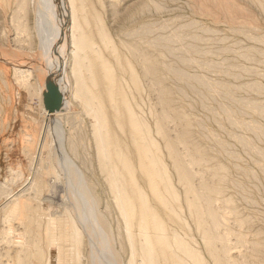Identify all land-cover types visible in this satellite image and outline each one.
<instances>
[{"label": "rangeland", "instance_id": "374dc122", "mask_svg": "<svg viewBox=\"0 0 264 264\" xmlns=\"http://www.w3.org/2000/svg\"><path fill=\"white\" fill-rule=\"evenodd\" d=\"M83 1L86 9L80 15L91 21L86 30L94 38L97 51L112 65L116 78L113 86L101 61H94L97 82L92 90L97 102L102 101L105 107L111 134L124 152L130 153L139 170L123 103L126 98L150 126L161 150L179 194L181 219L162 208L151 193L152 202L169 225V232L202 257L198 263L175 246L174 253H160L157 264H177L178 256L188 264H215V256L206 245V231L215 235L214 249L226 264H264V0ZM81 2L78 0V4ZM96 14L104 21L110 44L99 32ZM35 24L30 0H0L3 49L20 54L36 52ZM2 55L0 183L5 185L0 187V264H49L52 252L48 244L55 225L65 220L66 206L61 196L69 199V188L53 199L57 169H46L43 192L32 189L22 193L25 196L21 201L30 204L27 211L16 213L6 204L5 196L18 193L31 173V156L43 115L30 86L18 80L15 66L6 60L11 57ZM70 75L74 92L72 69ZM84 76L90 83L86 70ZM110 86L114 87L115 101L111 99ZM115 105L121 111L119 116ZM71 107L80 114L66 125V152L86 176L93 198L99 200L108 223L106 232H110H105V236L112 237L108 238V245L113 246L109 259L117 264H149L140 253V229L134 226L128 231L107 172L99 161L94 135L97 120L79 98H74ZM168 143L174 144L177 158L170 153ZM175 159L190 170L194 194H188L179 181ZM42 161L44 165L53 163L48 150ZM137 175L150 193L148 180L140 170ZM195 194L199 195L205 229L198 226L187 203ZM167 197L172 200L170 195ZM131 231L135 232L139 249L135 257ZM84 240L80 264H91L88 237ZM63 241L57 244L53 257L57 264H70L67 261L71 254L66 247L71 245H64ZM35 244L43 250L42 257L34 254Z\"/></svg>", "mask_w": 264, "mask_h": 264}, {"label": "bare ground", "instance_id": "6f19581e", "mask_svg": "<svg viewBox=\"0 0 264 264\" xmlns=\"http://www.w3.org/2000/svg\"><path fill=\"white\" fill-rule=\"evenodd\" d=\"M30 1L36 14L35 30L37 36L35 38L38 39L36 52L29 50L28 52L25 51V54H20L16 50L8 52L0 46V53L11 57H7L6 60L15 66L18 80L30 86L32 97H37L39 100L43 119L40 123V134L35 140V150L31 156V173L20 185L18 193L10 192L5 196L8 199L6 204L13 212L27 211L30 204L21 201V198L25 196L22 193L32 189L42 193L45 187V174L47 171H54L55 167L58 182L52 187L51 197L53 199L58 198V193L65 191L66 188H69L67 191L70 196L69 199H64L61 194V199L66 206V217H64V221L55 225L52 232V242L50 245L48 244V248L52 252V259L48 263L57 264L53 255L57 251L59 241L64 240V245H71V247H66V251L71 254V260L67 262L80 264L81 258H83L81 257V250L82 246L84 247V238L88 237L89 243L87 244L89 245V259L92 260H89L91 264H117L111 260L113 258L109 259L110 251H112L110 248L113 246H110L111 243L108 245V238L112 237L105 236L108 223L100 211L99 200L93 198V191L89 188L86 176L66 152L68 134L66 133V125L69 119L78 118L80 114L71 107L74 98H79L84 104L85 110L97 120L98 125L94 135L97 139L98 158L103 171L107 172V178L116 195L117 206L125 218L128 231L130 232L134 226L140 229L141 255L148 260L149 264H157L160 253L164 255L174 253L176 246L178 250L185 251L188 258L198 263L202 262V257L198 252L189 248L178 235L169 232V225L152 202L151 193L157 198V202L162 208L181 219L179 194L171 181L168 168L162 160L161 150L153 138L150 126L134 112L126 98L123 100L127 114L126 119L134 140L139 170L148 180L150 193L141 185L137 175L139 170L129 157L130 153H125L119 140L111 134L105 107L101 100V103L97 102L98 97L92 90V86L95 87L97 82L94 61L96 59L101 61L102 67L113 86L116 85V78L112 65L97 51L94 38L86 30L85 26L90 27L91 21L88 17L80 15L86 9L84 1L82 0L80 4H78V0ZM94 20L103 40L110 44L103 19L99 14H96ZM70 69H72L76 82L74 92L72 91ZM85 70L90 75V83L84 76ZM133 79L136 81L135 75H133ZM109 90L113 96H111L112 101H115L114 87L110 86ZM114 110L117 116L121 114L118 106L115 105ZM120 127L123 128V125L120 124ZM159 131L161 134L163 133L161 128ZM167 146L170 153L174 155L173 157L177 158L174 144L168 143ZM45 150L49 151V158L53 160L52 164L50 162L43 164L42 158ZM175 164L179 181L185 186L188 194H194L190 170L182 165L178 159H175ZM46 169L47 171H44ZM162 183L164 186H161ZM4 185V183H0V187H4ZM168 195L172 197V200L168 199ZM198 199L199 195L195 194L194 198L189 199L187 203L196 215L198 226L205 229L203 212L199 207ZM83 204H85V211ZM131 232L129 237L133 248L132 254L135 257L139 249H137L138 244L136 237H134L135 232ZM215 239L212 232L206 231V245L215 256V264H226L225 260L217 255L214 249ZM36 247L37 250L33 249V251L36 250L34 254L42 257L43 250L39 245ZM91 248L95 254L94 261L90 254ZM176 263L188 264L179 256ZM129 264H134V262L131 261Z\"/></svg>", "mask_w": 264, "mask_h": 264}]
</instances>
